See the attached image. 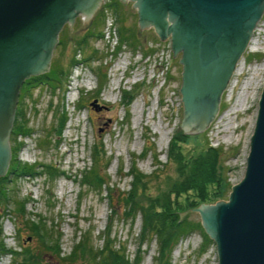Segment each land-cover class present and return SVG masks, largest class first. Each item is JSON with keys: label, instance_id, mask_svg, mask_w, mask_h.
I'll use <instances>...</instances> for the list:
<instances>
[{"label": "rangeland", "instance_id": "rangeland-1", "mask_svg": "<svg viewBox=\"0 0 264 264\" xmlns=\"http://www.w3.org/2000/svg\"><path fill=\"white\" fill-rule=\"evenodd\" d=\"M90 21L76 29L82 24L80 13L76 14L69 38L68 23L61 26L57 35L61 42L57 40L52 47L47 79L29 82L23 96L22 115L29 133L9 138V148L19 143L16 158L28 163L30 170L25 175H9L5 184L9 200L0 202L2 238L5 248L18 253H1L0 264H22L21 249L31 252L33 264H86V253L83 257L77 253L73 261L62 256L82 236L87 237L91 252L97 250L105 234L112 247L123 244L132 261L140 218L137 214L129 226L114 201L130 188V162L149 176L143 193L156 196L166 191L170 175L174 176L172 164L166 161V146L170 136L182 130V106L179 65L170 61L166 40L160 41L151 28L137 30L130 0L125 5L120 1L116 17L105 8L103 21L95 28L102 36L87 35L86 43L78 48L76 42L86 34ZM121 29L127 39L116 48ZM72 56L78 62L67 69ZM57 65L67 73L49 72ZM263 80L264 12L235 65L217 114L203 130L180 143L185 155L193 154L205 141L220 146L230 184L244 171ZM63 115L65 121L59 128ZM93 152L97 153V172L107 181L99 190L81 181L82 172L93 165ZM16 199L24 200L23 215L15 209ZM177 201L184 204V195ZM180 216L200 222L196 210ZM37 220L46 230V244L27 226ZM200 242L197 230L180 235L171 250L172 264H217L215 243L199 252ZM155 246L154 238L140 245V264H152Z\"/></svg>", "mask_w": 264, "mask_h": 264}, {"label": "water", "instance_id": "water-1", "mask_svg": "<svg viewBox=\"0 0 264 264\" xmlns=\"http://www.w3.org/2000/svg\"><path fill=\"white\" fill-rule=\"evenodd\" d=\"M102 0H0V176L10 159L9 134L18 89L25 78L46 72L61 26L80 13L83 29ZM124 3L125 0H119ZM137 30L151 27L159 40H170L172 56L181 50L182 106L179 126L203 130L217 114L222 94L264 0H130ZM95 100L91 101L93 104ZM196 210L215 243L217 264H264V80L249 137L241 178L225 199L199 202ZM184 211H177L180 215Z\"/></svg>", "mask_w": 264, "mask_h": 264}, {"label": "trees", "instance_id": "trees-1", "mask_svg": "<svg viewBox=\"0 0 264 264\" xmlns=\"http://www.w3.org/2000/svg\"><path fill=\"white\" fill-rule=\"evenodd\" d=\"M119 3V0H106L103 2L93 19H91L86 34L77 40L76 44L78 48L81 44L86 43L87 35L102 36L101 31H95V28L99 21H103V10L109 8L114 12V16L116 17ZM122 31L123 29L120 30L118 36L119 42L116 48L119 47L122 41L127 39V36L122 34ZM129 34L131 35V33ZM58 42H61L59 38ZM77 62L78 61L74 60L72 56L69 60L67 69ZM58 67L57 65L50 68L49 72L58 71V73H62V75L67 73L68 70L62 72V69ZM47 76L46 72L31 75L23 82V92L14 112L12 128L9 134L10 139H12V137L15 138L17 135H26L29 133V128H26L25 120L22 115V99L26 93L29 82H40L41 79H47ZM128 100H130L129 97L125 102ZM64 121L65 116L63 115L59 119V128L63 126ZM190 134L192 136L194 135L192 133L183 132L182 130L177 131L170 136L167 142L166 161L172 164L174 176L170 175L171 179L166 185V191L156 196L147 194L146 192L143 193L149 176L137 170L132 160L128 170L131 177L129 181L130 188L125 194H117L114 197V201L118 202V206L120 205V213L124 218L129 219V226H132L137 214L140 218V226L136 235V249L132 261H128L124 245L119 244L117 248L112 247L113 242L106 234L102 246L98 247L97 250L91 252V248L86 244L87 237L82 236L80 240L73 244L71 251L67 255L62 256V258L73 261L77 253H80L81 257L86 253V257L88 258L86 264H140L142 258L140 245L154 238L156 246L152 256V264H172L171 250L173 244L180 235L191 230H197L201 235L198 251L201 252L205 250V248L212 243V240L205 233L200 222L194 221L186 216H180L179 218V213L177 211H182L187 207H194L199 202H211L219 198H225L231 184L226 175V170L228 168L223 165V151L220 146H211L205 141V144L198 148L193 154L185 155L181 151L180 143L186 142ZM199 135L201 136V133H199ZM200 136H198L199 140L201 138ZM18 147V142L10 144V161L5 173L0 176V202H7L9 200L7 187L5 185L9 181V175H25L28 174L30 170V165L28 163L20 162L16 158ZM96 155L97 153L93 152V165L87 171L82 172L81 181L99 190L101 186L106 185L107 181L102 174L97 172ZM152 156L156 160L157 155L153 154ZM153 171L155 172V170ZM171 195L173 198H171ZM180 195H184V204L177 201ZM107 197L111 199L109 194ZM14 203L17 212L23 215L24 200L16 199ZM27 226L30 230L34 231L41 243L46 244L49 242L46 230L41 221L37 220L35 223L30 221ZM20 251L22 254L21 263L33 264L35 257L32 256L31 252L27 249H21ZM4 252L10 254L18 253L4 247L0 221V254Z\"/></svg>", "mask_w": 264, "mask_h": 264}, {"label": "flooded vegetation", "instance_id": "flooded-vegetation-1", "mask_svg": "<svg viewBox=\"0 0 264 264\" xmlns=\"http://www.w3.org/2000/svg\"><path fill=\"white\" fill-rule=\"evenodd\" d=\"M131 3H132V1H131ZM147 28H151V27H147ZM152 31L154 32V29H152ZM156 34V33H155ZM156 36H157V34H156ZM160 41H165V40H160ZM166 41H167V44H169L168 45V50H169V59H170V61L172 62L173 60H176V62L178 63V65H179V72H178V78H179V85H180V81H181V73H180V71H181V68H182V65H181V63L180 62H178V59L181 57V50H178L177 52H176V54L174 55V56H172V49H170V40L169 39H166ZM168 70V69H167ZM31 76V75H30ZM168 76L169 77H171L170 76V74H169V72H168ZM25 79H27V78H25ZM25 81V80H24ZM23 81V82H24ZM23 82H22V84L20 85V87H19V89H18V95H17V104H16V107L18 106V101H19V99H20V97H21V95H22V92H23ZM33 82H35V81H33ZM179 87V86H178ZM16 107H15V109H16ZM10 157H11V153H10ZM9 161H10V159H9ZM9 164V163H8Z\"/></svg>", "mask_w": 264, "mask_h": 264}, {"label": "built area", "instance_id": "built-area-1", "mask_svg": "<svg viewBox=\"0 0 264 264\" xmlns=\"http://www.w3.org/2000/svg\"><path fill=\"white\" fill-rule=\"evenodd\" d=\"M166 44V46H165V48L168 50V44L167 43H165ZM164 45V44H163ZM163 47V46H162Z\"/></svg>", "mask_w": 264, "mask_h": 264}, {"label": "bare ground", "instance_id": "bare-ground-1", "mask_svg": "<svg viewBox=\"0 0 264 264\" xmlns=\"http://www.w3.org/2000/svg\"><path fill=\"white\" fill-rule=\"evenodd\" d=\"M169 45V44H168ZM65 174V173H64ZM10 232V231H9Z\"/></svg>", "mask_w": 264, "mask_h": 264}]
</instances>
